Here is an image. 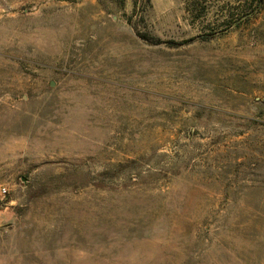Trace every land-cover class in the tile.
I'll return each instance as SVG.
<instances>
[{
	"label": "rangeland",
	"instance_id": "374dc122",
	"mask_svg": "<svg viewBox=\"0 0 264 264\" xmlns=\"http://www.w3.org/2000/svg\"><path fill=\"white\" fill-rule=\"evenodd\" d=\"M135 1L0 0V264H264V0Z\"/></svg>",
	"mask_w": 264,
	"mask_h": 264
},
{
	"label": "trees",
	"instance_id": "16d2710c",
	"mask_svg": "<svg viewBox=\"0 0 264 264\" xmlns=\"http://www.w3.org/2000/svg\"><path fill=\"white\" fill-rule=\"evenodd\" d=\"M117 1V0H116ZM262 2H263V0H257V3H258V7H260V5L262 4ZM122 4H124V1H123V3ZM196 5H198V6H196V7H194V10L193 11H197L198 12V10H199V2H197L196 3ZM137 7H138V5H137V0L135 1V3H134V11H136V9H137ZM139 35H140V37H142L143 39H146V40H152L151 38H153V39H155V37H151L150 36V34L149 33H139ZM156 40V42H159L160 41V39H155Z\"/></svg>",
	"mask_w": 264,
	"mask_h": 264
},
{
	"label": "built area",
	"instance_id": "2783aa9c",
	"mask_svg": "<svg viewBox=\"0 0 264 264\" xmlns=\"http://www.w3.org/2000/svg\"><path fill=\"white\" fill-rule=\"evenodd\" d=\"M3 192H4V193H6V192H7V190H6V189H3Z\"/></svg>",
	"mask_w": 264,
	"mask_h": 264
}]
</instances>
